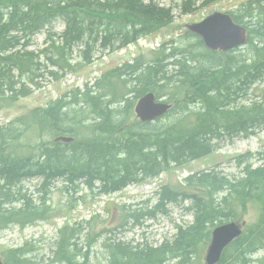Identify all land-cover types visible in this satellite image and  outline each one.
Returning <instances> with one entry per match:
<instances>
[{
    "label": "trees",
    "instance_id": "obj_1",
    "mask_svg": "<svg viewBox=\"0 0 264 264\" xmlns=\"http://www.w3.org/2000/svg\"><path fill=\"white\" fill-rule=\"evenodd\" d=\"M217 1L177 0L167 5L160 0H0V103L5 100V108L27 98L81 71L98 54L117 51L169 26L176 10L192 13L199 3ZM230 13L248 27L244 47L213 51L185 31L151 50L152 56L134 57L93 83L71 88L1 125L0 230L51 220L55 209L50 194L58 180L66 191L87 187L109 194L264 129V0H245ZM42 33L44 45L33 47ZM148 92L166 96L173 106L163 117L142 122L135 118L134 106ZM60 135L74 139H47ZM29 136L31 142L25 140ZM235 165L242 169L239 176L231 177L216 166L163 185L153 207L133 209L125 223L131 217L139 222L167 216L172 204L193 213V221L179 225L172 238L156 245L107 235L102 246L105 261L95 264H205L201 254L213 229L225 221L242 220L250 203L258 206V218L224 250L218 264H264V148L240 153ZM32 178L41 182L31 192L24 191V182ZM81 223L59 228L52 263L90 264L91 242L85 250L79 247L85 230ZM30 250L27 245L11 247L3 260L36 264L28 256Z\"/></svg>",
    "mask_w": 264,
    "mask_h": 264
},
{
    "label": "rangeland",
    "instance_id": "obj_2",
    "mask_svg": "<svg viewBox=\"0 0 264 264\" xmlns=\"http://www.w3.org/2000/svg\"><path fill=\"white\" fill-rule=\"evenodd\" d=\"M160 1L167 5L177 2V0ZM242 1L244 0H220L207 6L197 5V8L192 13H181L176 10V20L172 25L158 31L155 30L152 34L138 39V42L128 47H122L115 53L107 51L105 55L98 54L81 72L69 73L63 80L51 82L33 95L21 98L9 107L4 108L5 100H3L0 103V125L8 123L9 120L27 113L35 107L46 104L49 100L59 97L72 87L83 86L86 81H94L103 72L131 60L135 56L142 53L147 57L152 56L150 51L152 48H156L164 41L179 38L186 31L187 24L199 22L214 11L234 10ZM61 28V25H57V29ZM44 40L45 34L37 35L33 47H42ZM163 98L168 99L166 96H163ZM135 118H137L136 115ZM72 126L75 127V125ZM47 139L54 141L53 137ZM25 140L31 142V137L29 136ZM263 148L264 129L249 137L236 138L232 143H222L221 148L214 153L186 163L183 166L172 168L170 171L164 172L160 177L127 186L122 191L110 194H96L87 187L80 189L79 192H75L73 189L66 191L63 189V180H58L55 182L50 194L51 203L55 209L53 218L25 228L13 226L1 229L0 258L4 259L6 250L11 247L27 245L31 247L28 256H32L36 264H52L51 258L54 257L59 228L67 224L76 225L78 222H82L79 225L85 227L84 233L80 236L79 247L85 250L88 242H91L93 246L90 264L105 261L102 246L107 235H115L126 241L159 244L165 239L172 238L177 232L179 225L185 226L192 222L193 213L186 211L182 205L172 204L170 206L171 214L167 216L144 217L140 218L139 222L131 217L125 223L126 214L131 213L133 209L137 211L151 209L156 203V191L159 186L177 184L190 172L218 166V169L226 172L231 177L239 176L242 174V169L235 165V157L246 151H257ZM38 182H41L39 178L26 180L24 182V191L28 190L31 192V190L36 188L35 184ZM147 200H149L148 203H142ZM124 205L126 208H124ZM258 215V206L255 203H250L244 219L247 223H253L258 218ZM124 223L125 225L122 226ZM106 228L117 229L106 234L103 231ZM207 248L208 246L204 253L201 254L205 264Z\"/></svg>",
    "mask_w": 264,
    "mask_h": 264
},
{
    "label": "water",
    "instance_id": "obj_3",
    "mask_svg": "<svg viewBox=\"0 0 264 264\" xmlns=\"http://www.w3.org/2000/svg\"><path fill=\"white\" fill-rule=\"evenodd\" d=\"M188 29L199 34L206 46L213 50L227 51L245 44L248 40L247 28L235 22L227 12L215 11L202 21L189 24ZM171 106L170 103L158 99L154 93H148L138 101L135 111L142 121H152L163 116ZM56 140L71 141L72 138L61 136ZM244 224L232 221L214 229L211 244L207 249V264L219 262L224 249L242 234ZM0 264H4L1 259Z\"/></svg>",
    "mask_w": 264,
    "mask_h": 264
},
{
    "label": "bare ground",
    "instance_id": "obj_4",
    "mask_svg": "<svg viewBox=\"0 0 264 264\" xmlns=\"http://www.w3.org/2000/svg\"><path fill=\"white\" fill-rule=\"evenodd\" d=\"M27 1V0H26ZM158 1V0H157ZM172 1V0H171ZM106 2V1H105ZM108 4V3H107ZM112 4V3H111ZM111 6V5H110ZM244 7V6H243ZM260 9V8H259ZM92 11V10H91ZM127 11V10H126ZM26 12V11H25ZM119 12V11H118ZM19 14V13H18ZM93 14V13H92ZM97 14H98V12H97ZM95 15V14H94ZM121 15V14H120ZM128 15V14H127ZM33 16H35V15H33ZM79 16V15H78ZM16 18V17H15ZM35 18H36V16H35ZM45 18V17H44ZM41 19V18H40ZM140 20V19H139ZM85 21V20H84ZM123 21V20H122ZM111 22V21H110ZM104 23V22H103ZM125 23V22H124ZM146 23V22H145ZM26 24V23H25ZM52 24V23H51ZM86 24V23H85ZM114 24V23H113ZM97 25V24H96ZM101 25V24H100ZM100 25L98 26V27H100ZM147 25V24H146ZM52 26V25H51ZM94 26V25H93ZM124 26H125V24H124ZM83 27V26H82ZM90 27V26H89ZM92 27V26H91ZM134 27V26H133ZM24 28V27H23ZM53 28H54V25H53ZM86 28V27H85ZM93 28V27H92ZM116 28V27H115ZM121 28V27H120ZM135 28V27H134ZM133 28V29H134ZM103 29V28H102ZM108 29H109V27H108ZM123 29V31H124V28H122ZM126 29H127V31H128V28L126 27ZM130 29V28H129ZM56 30V29H55ZM51 31V30H50ZM76 31V30H75ZM92 31V30H91ZM97 31V30H96ZM99 31V30H98ZM110 31V30H109ZM49 32V31H48ZM56 32V31H55ZM81 32V31H80ZM84 32V31H83ZM83 32H82V34H83ZM133 32V31H132ZM45 33V32H44ZM58 33V32H57ZM59 33H61V32H59ZM85 33V32H84ZM101 33V32H100ZM47 34V33H46ZM81 34V33H80ZM96 34V33H95ZM97 35V34H96ZM104 35V34H103ZM124 35V34H123ZM49 36H50V34H49ZM62 36V35H61ZM78 36V35H77ZM92 36V35H91ZM81 37V36H80ZM88 38H90L89 36H87ZM86 37V38H87ZM112 37V36H111ZM143 37H145V36H143ZM143 37H141V38H143ZM255 37V36H254ZM82 38H84V37H82ZM87 38V39H88ZM92 38V37H91ZM140 38V39H141ZM61 39H62V37H61ZM81 39V38H80ZM97 39H98V37H97ZM100 39V38H99ZM103 39V38H102ZM194 39V38H193ZM255 39H257V38H255ZM82 40V39H81ZM92 40V39H91ZM261 40V39H260ZM67 41H69V40H67ZM76 41V40H75ZM90 41V40H89ZM93 41V40H92ZM91 41V42H92ZM100 41V40H99ZM102 41V40H101ZM139 40H137L136 42H138ZM78 42V41H77ZM90 42V43H91ZM136 42H134V43H136ZM190 42V41H189ZM198 42V41H197ZM255 42V41H254ZM60 43V42H59ZM64 43V42H63ZM73 43V42H72ZM134 43H131V44H129L128 46H130V45H132V44H134ZM200 43V42H199ZM255 43H257V42H255ZM261 43V42H260ZM113 44V43H112ZM64 46V45H63ZM63 46H59V47H63ZM127 46V47H128ZM68 47V46H67ZM112 48V47H111ZM57 49V48H56ZM62 49V48H61ZM64 49V48H63ZM176 49V48H175ZM175 49H173V50H175ZM192 49V48H191ZM195 49V48H194ZM65 50V49H64ZM70 50V49H69ZM67 51V50H66ZM106 51V50H105ZM118 51V50H117ZM192 51V50H191ZM242 51V50H241ZM107 52V51H106ZM108 52H109V50H108ZM197 52V51H196ZM210 52V51H209ZM212 52V51H211ZM254 52V51H253ZM94 53V52H93ZM187 53V52H186ZM191 53V52H190ZM207 53V52H206ZM199 54V53H198ZM105 55V54H104ZM183 55V54H182ZM189 55V54H188ZM197 55V54H196ZM204 55V54H203ZM236 55V54H235ZM234 55V56H235ZM101 56V55H100ZM215 56V55H214ZM97 57V56H96ZM180 57V56H179ZM229 57V56H228ZM243 57V56H242ZM100 58V57H99ZM200 58V57H199ZM221 58V57H220ZM244 58V57H243ZM192 60V59H191ZM206 60V59H205ZM185 62V61H184ZM193 62V61H192ZM245 63V62H244ZM251 66H253V64L251 65ZM14 68V67H13ZM232 68V67H231ZM211 72V71H210ZM239 73V72H238ZM243 73V72H242ZM244 74V73H243ZM231 75V74H230ZM239 77V76H238ZM225 78V77H224ZM233 82V81H232ZM223 84V83H222ZM228 87V86H227ZM229 88V87H228ZM229 90V89H228ZM148 93H154V92H148ZM230 94V93H229ZM239 94V93H238ZM202 100V99H201ZM241 101V100H240ZM201 103V102H200ZM203 103V102H202ZM191 105H193V104H191ZM190 108V107H189ZM91 112V111H90ZM115 122V121H114ZM4 124H8V123H4ZM4 124H1V125H4ZM0 125V126H1ZM130 127V126H129ZM131 131V130H130ZM133 131V130H132ZM258 133V132H257ZM256 133V134H257ZM197 134V133H196ZM230 134V133H229ZM63 136H65V137H67L66 135H63ZM200 136V135H199ZM60 137V136H59ZM68 137H71V136H68ZM71 138H73V137H71ZM168 141V140H167ZM172 143V142H171ZM156 148H157V146H156ZM168 149V148H167ZM214 149V148H213ZM28 153H25L24 155H27ZM110 158V157H109ZM108 158V159H109ZM114 160V159H113ZM113 164H114V162H113ZM101 165V164H100ZM116 165V164H115ZM115 165H114V168H115ZM120 168V167H119ZM104 170V169H103ZM106 170V169H105ZM114 170V169H113ZM116 170V169H115ZM114 170V171H115ZM106 172V171H105ZM108 174H110L109 172H108ZM104 176V175H103ZM118 177V176H117ZM113 179V178H112ZM115 179V178H114ZM113 182V181H112ZM104 183V182H103ZM48 186V185H47ZM51 187V186H50ZM49 188V187H48ZM126 188V187H125ZM124 188V189H125ZM41 189V188H40ZM43 190V189H42ZM49 190V189H48ZM123 190V189H122ZM122 190H119V191H122ZM119 191H115V192H119ZM163 198V197H162ZM226 222H228V221H226ZM223 223H225V222H223ZM89 259V258H88ZM87 262H88V260H87ZM98 263V262H97ZM53 264V263H52Z\"/></svg>",
    "mask_w": 264,
    "mask_h": 264
}]
</instances>
